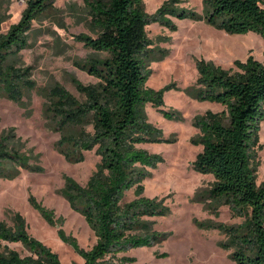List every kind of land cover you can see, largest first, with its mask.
<instances>
[{
    "label": "trees",
    "instance_id": "1",
    "mask_svg": "<svg viewBox=\"0 0 264 264\" xmlns=\"http://www.w3.org/2000/svg\"><path fill=\"white\" fill-rule=\"evenodd\" d=\"M53 1L28 0L20 21L0 33V95L25 107L29 105L25 97L30 98L36 82L30 67L18 66L13 59L28 47L34 20ZM88 5L95 33L77 37L100 55L78 65L98 82L76 81L83 100L64 86L55 85L43 94V115L46 126L60 133L55 147L68 161H82L84 152L92 149L100 156L85 184L66 175L61 188L71 207L94 230L95 244L82 247L77 237L62 227L64 217H57L33 194L29 201L49 224L58 226L59 237L84 259V264H134V257L117 254L162 241L166 234L156 230L154 220L148 217L170 211L164 199L144 195L143 181L150 176L149 167L157 166L163 157L141 144L162 139V130L149 120L148 103L166 117H173L171 112L177 111L164 108V93L172 86H147L152 73L149 62L158 58L147 25L152 20L171 23L159 14L166 5L150 15L144 0H91ZM167 12L179 18H201L192 10ZM204 13L208 23L228 33L256 32L264 37V0H204ZM197 64L199 77L187 93L224 106L221 111L208 109L192 119L199 129L193 141L203 144L193 166L215 177L198 199L217 214L222 205H228L233 216L244 217L238 224H214L226 234L222 245L232 250L238 264H264V180L258 182L264 61L250 55L246 60H236L235 69L205 59ZM39 156L13 128L0 135V176L14 177L21 168L43 170ZM130 189L135 190L136 197L124 202ZM11 219L13 224L0 219V264H62L56 251L28 231L22 213L13 211ZM3 241L20 242L29 253L23 255Z\"/></svg>",
    "mask_w": 264,
    "mask_h": 264
},
{
    "label": "rangeland",
    "instance_id": "2",
    "mask_svg": "<svg viewBox=\"0 0 264 264\" xmlns=\"http://www.w3.org/2000/svg\"><path fill=\"white\" fill-rule=\"evenodd\" d=\"M88 1L91 0H54L51 7L34 20L28 47L13 59L18 66L30 67L36 82L30 98L25 97L28 107L0 95V135L13 128L27 147L40 153L39 164L43 167L41 171L21 168L14 177L0 176V219L13 224L12 212L22 213L28 231L56 251L62 264H84V259L59 237L58 226L49 224L29 197L33 194L54 210L57 217H64L62 227L66 233L76 236L82 247L90 248L95 244L94 230L85 217L71 207L61 188L66 175L85 184L96 170L100 156L92 149L84 152V160L68 161L55 147L60 133L46 126L43 115V94L55 85L64 86L83 100L76 81L98 82L96 76L78 65L100 55L77 37L80 33H95ZM27 2L0 0V33H6L20 21ZM164 5V11L159 13ZM144 8L150 15H165L166 21L171 23L152 20L147 25L151 47L158 56L149 62L152 73L147 86L154 89L172 86L164 93V108L177 111L171 112L173 117H166L148 103L149 120L162 130V139L141 144L163 157L157 166L149 167L150 176L143 181L144 195L164 199L170 211L148 217L154 220L156 230L166 234L162 241L154 246L134 247L117 256H132L134 264H238L231 256L232 250L222 245L226 234L214 224H238L244 217L233 216L228 205H222L219 214L208 209L205 202L198 199V194L209 189L215 177L193 166L203 149V144L193 141L199 133L193 117L208 109L221 111L224 106L210 100H197L186 89L197 82L198 60H209L226 69H235L236 60H246L250 55L264 61V37L256 32L231 34L208 23L204 0H144ZM169 9L192 10L201 14V18H179L167 12ZM260 143L258 182L264 180V121ZM135 197V190L130 189L124 202ZM3 244H9L23 255L29 253L20 242L3 241ZM163 253L166 255H158Z\"/></svg>",
    "mask_w": 264,
    "mask_h": 264
}]
</instances>
